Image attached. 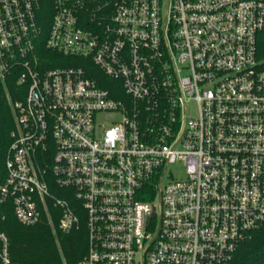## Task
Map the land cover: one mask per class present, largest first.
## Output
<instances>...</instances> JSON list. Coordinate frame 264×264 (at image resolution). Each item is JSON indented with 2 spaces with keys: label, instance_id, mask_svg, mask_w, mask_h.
<instances>
[{
  "label": "built area",
  "instance_id": "2783aa9c",
  "mask_svg": "<svg viewBox=\"0 0 264 264\" xmlns=\"http://www.w3.org/2000/svg\"><path fill=\"white\" fill-rule=\"evenodd\" d=\"M43 10L0 0V203L24 225L84 223L73 264H230L264 228V0H52L47 25ZM61 56L102 76L49 66ZM0 264H19L4 230Z\"/></svg>",
  "mask_w": 264,
  "mask_h": 264
},
{
  "label": "trees",
  "instance_id": "16d2710c",
  "mask_svg": "<svg viewBox=\"0 0 264 264\" xmlns=\"http://www.w3.org/2000/svg\"><path fill=\"white\" fill-rule=\"evenodd\" d=\"M52 0H44L42 22L47 25L50 19ZM50 56H57L48 52ZM258 58L264 68V29L258 34ZM86 65L90 75L102 76V72L90 60H72L61 56L60 62L51 60L49 66L58 64ZM110 80V79H109ZM100 84H103L100 80ZM107 86V84H104ZM14 126V117L10 106L3 101L0 105V163L3 168L4 152L11 139L9 132ZM54 190H56L53 185ZM71 199L72 203L75 201ZM59 215L51 209V216L43 214L34 225L20 223L13 213L10 202L0 203V230L7 232L10 240V256L19 264H73L78 262L88 250V233L83 223L80 229L70 233L63 232L59 226ZM230 264H264V228L253 232L234 254Z\"/></svg>",
  "mask_w": 264,
  "mask_h": 264
},
{
  "label": "rangeland",
  "instance_id": "374dc122",
  "mask_svg": "<svg viewBox=\"0 0 264 264\" xmlns=\"http://www.w3.org/2000/svg\"><path fill=\"white\" fill-rule=\"evenodd\" d=\"M106 81L108 82L109 80L106 79ZM99 120H100V122L105 123L103 117H100ZM170 171L175 178H184L186 175L185 170H184V166L181 162L171 165Z\"/></svg>",
  "mask_w": 264,
  "mask_h": 264
}]
</instances>
